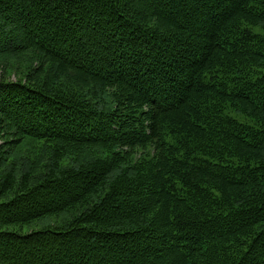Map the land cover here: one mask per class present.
Masks as SVG:
<instances>
[{
	"label": "trees",
	"instance_id": "trees-1",
	"mask_svg": "<svg viewBox=\"0 0 264 264\" xmlns=\"http://www.w3.org/2000/svg\"><path fill=\"white\" fill-rule=\"evenodd\" d=\"M0 264H264V0H0Z\"/></svg>",
	"mask_w": 264,
	"mask_h": 264
},
{
	"label": "rangeland",
	"instance_id": "rangeland-1",
	"mask_svg": "<svg viewBox=\"0 0 264 264\" xmlns=\"http://www.w3.org/2000/svg\"><path fill=\"white\" fill-rule=\"evenodd\" d=\"M255 31H258V32H260V33H263V31H261V30H259L258 28H256L255 29ZM242 122H247V123H249V121H247L245 118H239ZM43 222H39V223H37V224H35V225H32V226H27L25 229H24V231H26V232H29V231H31V230H34V229H39L40 227H42L43 226Z\"/></svg>",
	"mask_w": 264,
	"mask_h": 264
}]
</instances>
